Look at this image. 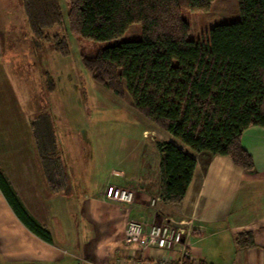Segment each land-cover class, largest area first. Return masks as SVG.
I'll list each match as a JSON object with an SVG mask.
<instances>
[{"label": "trees", "instance_id": "obj_1", "mask_svg": "<svg viewBox=\"0 0 264 264\" xmlns=\"http://www.w3.org/2000/svg\"><path fill=\"white\" fill-rule=\"evenodd\" d=\"M215 0H20L33 38L70 54L67 32L92 41L123 36L134 23L141 37L123 40L83 56L93 79L198 153L228 155L254 168L241 136L264 127V0H238L240 18L194 35L184 9L209 10ZM61 32L50 35L55 27ZM67 30V31H66ZM52 78L49 75L48 81ZM54 84V83H53ZM41 170L52 189H70L69 173L56 142L51 116L34 119ZM159 187L163 203L179 205L197 159L170 140H158ZM0 188L17 216L40 237L50 232L25 209L0 167ZM238 249L255 245L252 230L235 237Z\"/></svg>", "mask_w": 264, "mask_h": 264}, {"label": "crops", "instance_id": "obj_2", "mask_svg": "<svg viewBox=\"0 0 264 264\" xmlns=\"http://www.w3.org/2000/svg\"><path fill=\"white\" fill-rule=\"evenodd\" d=\"M6 7L0 6L1 22L11 12ZM3 35L0 29V147L11 142L7 151L14 148L15 151L7 155L0 150V167L28 213L50 232L51 240L40 237L17 216L0 188V248L3 249L0 258L10 262L30 259L48 262L68 256L66 262L70 263L74 258L81 260L80 255L69 258L70 252H84L91 264H131L134 260L150 264L170 252L156 246L145 251L131 250L124 242L126 223L130 218L149 221L166 218L194 223L191 249L202 262L264 264V127L251 125L241 136L243 147L253 157L252 169L235 164L228 155L198 153L165 130L166 140L173 141L197 159L192 181L179 205L163 203L161 198L151 204L154 194L145 187L142 177H132L136 181L126 178L123 167L111 168V174L112 170L120 174L124 170L123 176H113L125 178L122 186L135 187L132 188L134 203L124 205L110 201L105 197L106 187L122 182L107 179L103 184L95 180L92 187H80L75 183L79 176L72 173L65 155L61 159L69 173L70 189H52L40 168L33 124L44 109L46 98L43 97L44 104L41 103L40 108L28 104L23 89L28 78L18 72L10 53L6 54L8 44L5 46ZM15 61H18L16 57ZM44 94L42 92L41 96ZM57 124L53 119L56 142L62 147L58 135L62 127L58 128ZM71 163L78 165L73 159ZM159 184L158 176L155 197H160ZM245 230L254 232L255 245L238 249L235 237ZM204 239H207L206 246L195 245ZM225 239L226 248L222 242Z\"/></svg>", "mask_w": 264, "mask_h": 264}, {"label": "rangeland", "instance_id": "obj_3", "mask_svg": "<svg viewBox=\"0 0 264 264\" xmlns=\"http://www.w3.org/2000/svg\"><path fill=\"white\" fill-rule=\"evenodd\" d=\"M62 1L66 14V2ZM0 6H7V11H11L3 22L0 21L4 44H8L5 52L10 53L18 72L28 78L26 88L23 87L28 104L40 108L45 97L46 104L42 111L47 112L52 120L55 119L58 128L62 127L58 131L62 145L60 150L68 165L70 164L72 173L79 176L77 178L75 175V183L80 187H92L95 180L103 184L107 179L122 182L125 178L113 176L117 173L112 170L111 174V168L123 167L127 173L126 178L136 181L137 177H142L145 187L155 195L160 163L156 142L167 139L165 129L136 110L127 91H124L123 95H117L96 82L83 63V56L95 54L101 48L123 40L140 38V24H132L123 36L108 41H92L67 32L71 51L70 54L63 55L54 50L50 43L33 38L20 0H0ZM183 12L192 25L194 35H199L215 24L240 18L238 0H215L209 10L184 9ZM61 30L62 28L57 26L49 33L53 35ZM49 75L52 82L48 81ZM42 92L45 94L41 96ZM10 143L0 147L7 155L15 151V148L7 151ZM71 158L73 163L78 165H73ZM121 172L123 173L118 175L123 176L124 170ZM116 185L124 184L122 182ZM132 188L135 189L134 186ZM150 203L152 204V201ZM160 220L163 219L158 222ZM206 240L195 245L203 248L207 244ZM222 242L226 248V239ZM2 253L3 249L0 248V254ZM84 254L70 252L69 258L73 259L72 255H80L78 258H81L80 261L74 258L70 263L66 262V256L63 260L48 262L40 259L10 262L1 257L0 264H91Z\"/></svg>", "mask_w": 264, "mask_h": 264}, {"label": "built area", "instance_id": "obj_4", "mask_svg": "<svg viewBox=\"0 0 264 264\" xmlns=\"http://www.w3.org/2000/svg\"><path fill=\"white\" fill-rule=\"evenodd\" d=\"M105 197L117 203L132 205L135 200L134 191L126 186L110 184L105 189ZM160 197L151 199L152 204ZM196 226L185 219L176 221L163 219L130 218L125 227L124 242L131 250L145 251L156 246L168 250L170 253L155 258L150 264H207L199 260L192 252L191 239ZM131 264H144L141 260H134Z\"/></svg>", "mask_w": 264, "mask_h": 264}, {"label": "bare ground", "instance_id": "obj_5", "mask_svg": "<svg viewBox=\"0 0 264 264\" xmlns=\"http://www.w3.org/2000/svg\"><path fill=\"white\" fill-rule=\"evenodd\" d=\"M117 174H120L119 172H116Z\"/></svg>", "mask_w": 264, "mask_h": 264}]
</instances>
